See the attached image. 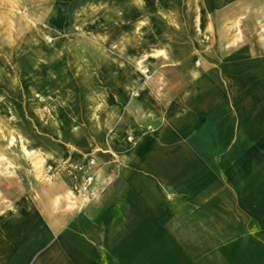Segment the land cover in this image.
I'll use <instances>...</instances> for the list:
<instances>
[{
  "label": "crops",
  "instance_id": "0c3cea01",
  "mask_svg": "<svg viewBox=\"0 0 264 264\" xmlns=\"http://www.w3.org/2000/svg\"><path fill=\"white\" fill-rule=\"evenodd\" d=\"M175 3L151 5L180 34L125 39L102 141L33 150L52 174L7 195L0 264H264V49L240 16L264 0Z\"/></svg>",
  "mask_w": 264,
  "mask_h": 264
},
{
  "label": "rangeland",
  "instance_id": "374dc122",
  "mask_svg": "<svg viewBox=\"0 0 264 264\" xmlns=\"http://www.w3.org/2000/svg\"><path fill=\"white\" fill-rule=\"evenodd\" d=\"M166 1L0 0V211L7 195L22 194L24 183L33 191L52 174V163L38 152L24 155L23 145L52 152L60 162L80 154L77 146L102 141L98 113L133 76L120 71L125 39H146L152 30L164 38L182 32L166 24L167 11L152 8ZM240 16L254 18L249 29L263 50L264 9Z\"/></svg>",
  "mask_w": 264,
  "mask_h": 264
},
{
  "label": "built area",
  "instance_id": "2783aa9c",
  "mask_svg": "<svg viewBox=\"0 0 264 264\" xmlns=\"http://www.w3.org/2000/svg\"><path fill=\"white\" fill-rule=\"evenodd\" d=\"M128 141H130V142L133 141V138L129 137ZM89 164L91 166H93L95 164V161L90 160ZM93 182H94V177L93 176H87V178L84 182V185L82 187V194H83V198L85 201L89 198V195L91 194V193H89V187L92 185Z\"/></svg>",
  "mask_w": 264,
  "mask_h": 264
},
{
  "label": "bare ground",
  "instance_id": "6f19581e",
  "mask_svg": "<svg viewBox=\"0 0 264 264\" xmlns=\"http://www.w3.org/2000/svg\"><path fill=\"white\" fill-rule=\"evenodd\" d=\"M11 140H12V139H11ZM14 141H15V140H14ZM23 153H24V155H27V156H30V155H31V157H34V156L37 155V152L27 150V148L25 147V145H23ZM39 156H40V155H39ZM35 164H36V167H37L38 169H40V167H41L42 164H41L40 162H36Z\"/></svg>",
  "mask_w": 264,
  "mask_h": 264
}]
</instances>
